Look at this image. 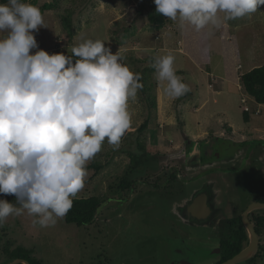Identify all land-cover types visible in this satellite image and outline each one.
<instances>
[{"label":"rangeland","instance_id":"374dc122","mask_svg":"<svg viewBox=\"0 0 264 264\" xmlns=\"http://www.w3.org/2000/svg\"><path fill=\"white\" fill-rule=\"evenodd\" d=\"M29 2L48 26L34 33L40 48L68 53L81 37L100 39L113 53L119 50L133 72L149 68L150 86L129 103L131 126L120 151L105 142L94 159L110 163L95 175L88 169L77 197L102 195L95 220L78 226L64 217L42 228L24 214L5 222L8 237L34 248L43 264H216L218 222L264 197V104L241 81L242 73L264 64V6L206 35L181 30L157 11L161 22L152 23L154 0ZM52 2L53 8L45 6ZM168 53L189 97L171 99L154 78L148 57ZM138 136L145 150L141 168L131 169L128 152L137 150ZM122 179L133 185L122 190ZM198 197L211 207L201 217L189 209ZM258 210L252 213H263ZM259 261L264 264V250Z\"/></svg>","mask_w":264,"mask_h":264},{"label":"clouds","instance_id":"9594fccd","mask_svg":"<svg viewBox=\"0 0 264 264\" xmlns=\"http://www.w3.org/2000/svg\"><path fill=\"white\" fill-rule=\"evenodd\" d=\"M154 3L181 30L206 35L264 6V0ZM42 27L43 14L29 0H0V195L15 197L0 199V226L24 214L42 228L63 219L85 186L88 163L105 142L119 148L131 126L129 103L143 88L141 74L105 41L81 37L68 55L50 54L34 35ZM174 64L171 53L157 57L154 78L178 99L190 88Z\"/></svg>","mask_w":264,"mask_h":264},{"label":"trees","instance_id":"16d2710c","mask_svg":"<svg viewBox=\"0 0 264 264\" xmlns=\"http://www.w3.org/2000/svg\"><path fill=\"white\" fill-rule=\"evenodd\" d=\"M47 8H53L54 2L45 4ZM149 20L156 24L161 22V15H159L156 12V8H154V11H151L148 13ZM68 55L69 53H65ZM149 61H151L154 65L155 58L154 57H148ZM152 69H155L152 66ZM138 73L141 74V82L143 84V88L141 91L147 95V84L149 85V68H144L143 70H139ZM241 81L244 85L245 91L251 95L256 103L258 104H264V64L254 66L249 71L242 73L241 75ZM190 96V92L188 91L185 95L181 96L180 99H184L186 97ZM151 99V98H150ZM152 105H155L152 101ZM243 106V105H242ZM244 110V109H243ZM248 111L244 110V118L246 120L249 119V115L247 113ZM148 126V120H145L142 122V124L136 129L138 133H143V131ZM231 127L229 126L228 130H230ZM137 147L136 151H130L128 152V155L130 156V165L131 169L141 168L140 166V157L141 152L145 150V145L141 142L140 137H137ZM114 150V149H113ZM120 151L118 149H115L114 152ZM124 152H127L124 150ZM110 163V160L101 161L98 159H93L90 163L87 165V169H94V175L99 172L101 169H103L106 165ZM132 182H129L127 180H123L120 182L119 187L122 190H127L132 186ZM119 187H114V189H117ZM0 199H7L9 202L15 203V197L12 195L3 196L0 195ZM103 203V197L101 194L97 195H91L88 197H77L73 201V207L71 210L67 213L65 216V221L67 223H74L78 226L92 223L98 213V209L101 207ZM257 223L261 224L264 222V215L261 217L257 216ZM242 218L240 215L228 219V220H221V234L225 233V230L228 227L229 233L226 238H223L221 240V258L219 262L216 264L225 261L232 256H234L236 253H238L243 248V241L246 239V231L245 227L241 222ZM257 230L259 228L256 227ZM8 231H9V224L4 223L3 226H0V264H9L15 259L21 258L26 261H28L29 264H43L44 261L41 257L37 256L36 251L32 247H25L23 245H15L16 241L13 237H8ZM262 255H257L254 258H249L243 263L240 264H260L259 258H261ZM23 264V263H18Z\"/></svg>","mask_w":264,"mask_h":264},{"label":"water","instance_id":"95a60500","mask_svg":"<svg viewBox=\"0 0 264 264\" xmlns=\"http://www.w3.org/2000/svg\"><path fill=\"white\" fill-rule=\"evenodd\" d=\"M205 198L206 197H198L194 200L192 205L189 206V209L193 216L201 217L202 212L205 209L209 208ZM256 207H264V202L254 201L250 203L242 215L243 222L245 226L249 229L252 235L250 243L246 247H244L241 251L236 253L234 256H232L231 258L225 261L220 262L219 264H237V263L248 260L250 257H252L256 253L258 249V244H259L258 234L256 233L254 229V225L248 218V213ZM18 263L29 264L28 261L21 259V258L15 259L9 264H18Z\"/></svg>","mask_w":264,"mask_h":264},{"label":"flooded vegetation","instance_id":"af4514ba","mask_svg":"<svg viewBox=\"0 0 264 264\" xmlns=\"http://www.w3.org/2000/svg\"><path fill=\"white\" fill-rule=\"evenodd\" d=\"M254 201H259V202H264V197H263V195H261V196H259V197H256V198H252V201L251 202H249L248 204H246V206L245 207H243V209H242V211L240 212V214H238V215H240L241 216V218H242V215H243V213H244V211L247 209V207L249 206V204L250 203H252V202H254ZM208 206L210 207V205L208 204ZM211 208V207H210ZM257 208H259V210L258 211H261V212H263V213H257V214H254V213H252L253 211H254V209H257ZM254 209H252L249 213H248V218L250 219V221L252 222V224L254 225V229H255V231H256V233L258 234V242H259V244H258V249H257V251H256V253L252 256V257H250V258H254V257H256L257 255H262V253H263V250H264V246L263 245H261V238H263V234H264V222L263 223H261V224H258L256 221H257V219H256V217L257 216H259V217H261L262 215H264V207H256V208H254ZM235 211V210H234ZM237 214H234V216H232V217H230V218H226V219H222V220H228V219H232V218H234V217H236V216H238ZM241 222H242V224L244 225V227H245V231H246V239L243 241V248L244 247H246L249 243H250V241H251V238H252V235H251V232L249 231V229L245 226V224H244V222H243V219L241 220ZM218 225H219V228H218V231H219V233L218 234H220V238H219V245H218V254H219V259L217 260V262H219V260H220V258H221V246H220V244H221V240L223 239V238H226L227 236H228V233H229V228L228 227H226L227 229L225 230V233L224 234H221V220L218 222ZM256 227L257 228H259V230H257L256 229ZM249 241V242H248ZM246 242H248L247 243V245H245V243ZM242 248V249H243ZM241 249V250H242ZM240 250V251H241ZM216 262V263H217ZM219 264V263H218Z\"/></svg>","mask_w":264,"mask_h":264},{"label":"built area","instance_id":"2783aa9c","mask_svg":"<svg viewBox=\"0 0 264 264\" xmlns=\"http://www.w3.org/2000/svg\"><path fill=\"white\" fill-rule=\"evenodd\" d=\"M242 102H243V103H246V102L243 101V100H242ZM244 105H245V104H244ZM243 108H244V110H246V111H249V109H250L249 106H244ZM259 112H260V110L258 109V110L256 111V113H259Z\"/></svg>","mask_w":264,"mask_h":264},{"label":"crops","instance_id":"0c3cea01","mask_svg":"<svg viewBox=\"0 0 264 264\" xmlns=\"http://www.w3.org/2000/svg\"><path fill=\"white\" fill-rule=\"evenodd\" d=\"M260 105H263V104H260Z\"/></svg>","mask_w":264,"mask_h":264}]
</instances>
